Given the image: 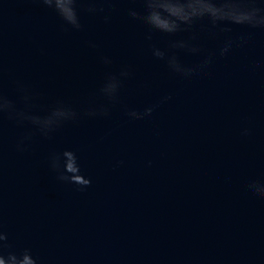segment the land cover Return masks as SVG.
Returning a JSON list of instances; mask_svg holds the SVG:
<instances>
[{"label":"water","instance_id":"obj_1","mask_svg":"<svg viewBox=\"0 0 264 264\" xmlns=\"http://www.w3.org/2000/svg\"><path fill=\"white\" fill-rule=\"evenodd\" d=\"M73 2L79 29L43 0H0V97L38 117L77 114L45 136L0 111L4 251L27 249L37 264H264V28L205 19L167 35L128 15H144L145 0ZM173 55L185 67L212 60L185 78ZM147 107L143 119L126 114ZM54 153L90 184L58 181Z\"/></svg>","mask_w":264,"mask_h":264},{"label":"clouds","instance_id":"obj_2","mask_svg":"<svg viewBox=\"0 0 264 264\" xmlns=\"http://www.w3.org/2000/svg\"><path fill=\"white\" fill-rule=\"evenodd\" d=\"M43 4L51 8L65 24L76 29L80 28L73 0H43ZM145 8L146 12L142 16H138V13L134 10H129L128 15L133 18H139L150 29L167 35L188 31L195 22L205 19L213 27L218 25H241L250 28H264V0H261L259 6L255 3H242L241 0H145ZM88 11L95 12L96 8L90 6ZM221 30L227 31L226 28H222ZM243 42V38L241 37L240 43ZM234 43L236 42L231 39L225 40L223 46L218 49V54L220 56L227 54ZM237 46L240 45L237 44ZM171 47L186 48L191 53H197L199 51L198 48L189 46L184 40L173 42ZM153 55L158 58H163L165 54L159 49H153ZM211 60L212 56L209 55L205 57L201 64L195 67H185L173 55L168 57L167 64L171 71L181 74L185 78H189L202 70H206ZM104 62L108 63L109 61L105 59ZM120 76H127V72L122 71ZM118 88L119 80L116 77H109L101 91L111 100L115 99ZM164 99L167 100L168 97ZM0 111L8 112L17 122H29L45 136L61 123L75 119L77 115L70 108L62 106L53 108L44 117L34 116L25 112H17L12 104L3 97H0ZM152 111L153 107H147L143 112L129 111L126 114L132 119H143L150 116ZM86 114L89 116H95L97 114L107 115V110L100 108L96 111H89ZM27 139H30V137L26 136L22 138L17 144L18 150H23L21 145ZM68 153H71L76 158L75 153L67 149L62 151L59 156L62 158ZM48 163L50 170L56 174L58 181L79 185L81 187L90 184V180L81 173L78 163L74 169V175L68 174L66 169L58 165L55 153L49 156ZM75 176H80L81 179L77 180ZM259 196L264 198V192L260 193ZM6 240V233L0 230V264H25L26 261L27 264H37L36 259L27 249L20 253L4 251L8 247Z\"/></svg>","mask_w":264,"mask_h":264}]
</instances>
